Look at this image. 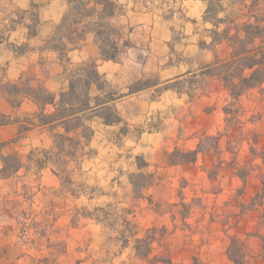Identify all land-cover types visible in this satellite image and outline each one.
Listing matches in <instances>:
<instances>
[{"label": "rangeland", "instance_id": "obj_1", "mask_svg": "<svg viewBox=\"0 0 264 264\" xmlns=\"http://www.w3.org/2000/svg\"><path fill=\"white\" fill-rule=\"evenodd\" d=\"M115 1L120 5L119 15L127 7L123 1ZM226 1L215 4L218 18L241 23L256 14L251 0H233L236 14L226 9ZM258 8L260 14L264 12L262 2ZM37 13L36 8L17 7L14 0H0V84L19 79L22 84L25 78H32L24 74L11 79L8 62L13 61L12 54L31 48L25 41V26L29 25L31 36L37 34ZM36 16L38 21L33 22ZM122 21L119 16L110 19L121 34V64L98 69L106 81L105 89L112 91L111 105L121 121L104 124L93 116L85 122L91 136L86 139L70 133L80 141L75 146L66 142L57 152L47 128L17 129L36 106L23 97L21 105L10 110V102L0 92V110L12 120L0 127L3 153H16L21 161L16 172L0 176V264H168L136 254L135 240L152 232L158 239L149 258L170 257L172 264H182L193 250L201 252L211 230L224 236L233 231L238 215L227 213L223 205L250 204L238 195L244 187L252 190L254 182L250 187L246 184L248 175L253 179V171L257 176L264 167V95L257 88L247 91L236 105L239 118L229 119L230 124L225 121L223 130L222 117L213 112L212 105L217 85L200 86V71L207 64L184 73L187 56L177 48L192 44L193 38L186 39L177 27L163 39L162 34L147 36L142 28L129 35L131 27ZM86 39L85 34L78 47ZM162 40L165 48L159 53ZM82 55L70 49L59 56L66 81L62 90L77 63L93 58L99 66L103 60L98 54L80 60ZM135 81L145 87L130 92ZM91 92L100 93L95 87ZM225 97L221 95L224 103ZM195 103L202 108V118L193 109ZM211 112L209 124L205 115ZM213 125L221 128L215 134H204L215 131ZM219 135L222 151L206 138ZM197 139L205 146L197 165L169 158L176 148L181 152L195 149ZM234 158L237 162L233 164ZM243 170L246 178L231 180V172L238 175ZM255 197L251 204H260ZM263 214L260 220H264ZM212 217L220 226L211 223Z\"/></svg>", "mask_w": 264, "mask_h": 264}, {"label": "trees", "instance_id": "obj_2", "mask_svg": "<svg viewBox=\"0 0 264 264\" xmlns=\"http://www.w3.org/2000/svg\"><path fill=\"white\" fill-rule=\"evenodd\" d=\"M66 1L67 9L61 21L56 25L53 34L46 39L45 48L54 50L63 57L68 50L79 46L86 33L92 32L99 47L100 58L118 61L120 51L118 39L121 34L110 23V19L117 14L120 5L115 0ZM206 1L204 17L213 25L210 46L226 43L229 53L225 58L216 56L213 62L207 64L200 71V86L203 88L207 85V78L218 80L220 89L226 94L227 101L222 109L225 121L230 124L229 119L236 121L239 118V113L235 109H238L236 105L242 95L254 88L264 95V12L261 14L258 12L259 4L261 2L264 4V0H251L252 5L257 7L256 14L248 16L241 23L229 18L227 20L218 18L217 10L214 7L216 2L219 3V0ZM37 21L36 16L33 22ZM220 23H224L221 29H219ZM19 81L20 79L0 84V92L7 97L13 107L20 106L23 97L29 98L36 104V109L26 115L25 121L19 125V132L27 131L31 126L47 128L53 135L57 152L64 149L66 142L69 143V146H75L80 141L79 137L70 135V133H77V135L80 133L88 139L92 130L85 122L91 120L93 116L99 117L104 124L121 121L119 114L111 105L113 98L110 92L112 93V91L105 89L106 81L93 58L77 63L70 70L67 88L58 94L47 90L41 84H33L30 77L25 78L22 84ZM137 82L135 81L129 86L130 92L145 87L137 86ZM93 87L100 93L92 94ZM48 106L52 108L47 110ZM11 122L10 116L0 110V126ZM58 128H61L62 131H59ZM206 138L213 140L214 147L219 148L220 135ZM3 147L4 143L0 142V176L7 177L19 169L21 161L16 153L4 154ZM204 150L205 146L200 140L195 149L181 152L176 148L169 154V158L174 162H192L196 160L198 152ZM261 166L259 164V167ZM261 171L262 187L254 199L259 203L262 202L264 194V167ZM238 175L243 179L246 178L245 170ZM157 239L153 232L143 238L136 239L134 244L136 254L152 262L162 261L172 264L170 257L153 256L149 258L153 242ZM261 240V256L264 262V233L261 235ZM227 255L233 264H247L245 244L236 237L231 238ZM184 264L210 263L195 256Z\"/></svg>", "mask_w": 264, "mask_h": 264}, {"label": "crops", "instance_id": "obj_3", "mask_svg": "<svg viewBox=\"0 0 264 264\" xmlns=\"http://www.w3.org/2000/svg\"><path fill=\"white\" fill-rule=\"evenodd\" d=\"M122 1L127 9L123 13H119V15L117 13L114 16L123 18L122 22L127 23V25L131 27L129 35L133 34L135 28H142L146 30L147 36H158L162 34L163 39L166 35H171L172 30L177 27L179 31L185 33V35L184 33L182 34L186 39L193 38L192 44L186 42L177 48L180 53L183 51L187 56L185 59H187L186 61L188 64L184 67V70L186 69L185 71L183 70L184 73L213 62L216 56L219 58L227 57L229 49L226 43H219L214 47L210 46L212 40L211 28L213 25L210 21L205 20L204 17L207 7L206 0H121V2ZM224 1L226 0H219L221 3ZM14 2L17 7L22 9L36 8L38 10L37 15L39 17V26L37 34L33 36L29 35V25L25 26V41L31 44V48L23 54H12L11 59L13 61L8 62V64H10L9 71L7 69L8 76L11 79H18L23 77L24 74H29V76L32 77L31 80L35 82V84H41L47 90L58 93L66 84L64 63L59 58L58 52L45 48L43 44L45 42V37L49 35L51 36L56 25L61 21L67 9V1L14 0ZM226 9H229L230 11L232 10L233 13L236 14L234 10L238 9V7L233 0H227ZM223 26L224 25L220 23L219 27L222 28ZM86 36L87 39L82 46L71 49V52L73 53L85 54L82 55L80 60L91 55H99V47L95 40L94 33H86ZM158 46L160 49L159 53H162L165 48L163 40ZM120 64L121 61L102 60L101 64L97 67H99L98 69H106L118 67ZM213 84L217 85V90L214 99L212 100L213 112L217 111L215 114L221 115V123H223L224 130L225 114L222 108L225 103L222 101L221 95L226 94L220 89L216 78H207L206 88ZM28 100L30 99L28 98ZM30 102L36 106L32 100H30ZM198 103L200 104V102ZM18 107H13L10 103V110H16ZM193 109L196 110L195 113L199 114L201 118L204 116L201 111L202 108L196 107V103ZM205 116L209 119L210 124L213 119V113H207ZM2 126L4 127L5 125ZM7 126L12 127L11 125ZM220 128L221 126H215V131L212 132L211 130V132H204V134H215L217 129ZM17 129L19 131V126ZM189 132H187L186 135H188ZM221 139L222 138L219 140L218 149L222 151ZM200 140L201 139H197L195 146L199 144ZM190 149H192V147ZM203 156L204 155L201 154V151H199L196 160L193 161L194 164L196 163L197 165ZM235 161L236 158L232 160V163L234 164ZM180 165L181 164H177L175 166L179 167ZM254 172L255 171H253V179H251L252 175H248L249 177L246 179L247 187L251 186L250 183L252 181L254 182L251 186L252 190L250 191L244 187L241 194L238 195L239 200L244 203L250 202V204H244L237 207L232 203L231 206L227 205L224 207L223 205L222 207V209H227V213H236L238 215V220L233 226V231H229L230 233L227 231L226 236H224L219 235L220 232L217 234V231L211 230L210 239L206 244H202L203 248L200 247L201 252L193 250L191 257L183 260L182 264L188 263L195 256L210 264H233L227 255V248L232 237H236L244 242L247 264H264L261 256V235L264 233V220H260V214L264 213V194L260 204H251L252 198L262 187L261 173H258L257 176H255L256 173ZM230 178L232 181H237L239 180V175L231 172ZM224 192H226V190L221 191L222 194H224ZM229 192L230 193L227 196L231 198L234 190ZM229 200L230 199H228V201ZM204 208L209 210L208 206H204ZM214 219L215 218L212 217L210 220L212 221L211 223L215 226H220V224Z\"/></svg>", "mask_w": 264, "mask_h": 264}]
</instances>
